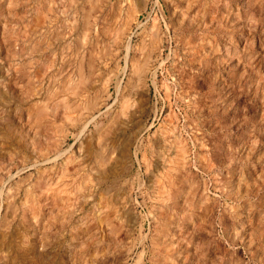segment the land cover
I'll list each match as a JSON object with an SVG mask.
<instances>
[{
	"label": "rangeland",
	"instance_id": "rangeland-1",
	"mask_svg": "<svg viewBox=\"0 0 264 264\" xmlns=\"http://www.w3.org/2000/svg\"><path fill=\"white\" fill-rule=\"evenodd\" d=\"M0 264H264V0H0Z\"/></svg>",
	"mask_w": 264,
	"mask_h": 264
},
{
	"label": "bare ground",
	"instance_id": "bare-ground-1",
	"mask_svg": "<svg viewBox=\"0 0 264 264\" xmlns=\"http://www.w3.org/2000/svg\"><path fill=\"white\" fill-rule=\"evenodd\" d=\"M131 87V86H130ZM135 88V87H134ZM133 89V88H132ZM74 108V107H73ZM127 111V110H126ZM121 120V119H120ZM120 121H119V119H118V121H117V124L119 125V126H121V125H123V123H119ZM117 128V127H116ZM124 150V149H123ZM118 175V174H117Z\"/></svg>",
	"mask_w": 264,
	"mask_h": 264
}]
</instances>
